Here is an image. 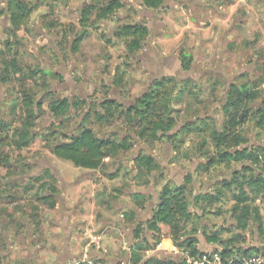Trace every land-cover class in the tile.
Here are the masks:
<instances>
[{
  "label": "rangeland",
  "instance_id": "374dc122",
  "mask_svg": "<svg viewBox=\"0 0 264 264\" xmlns=\"http://www.w3.org/2000/svg\"><path fill=\"white\" fill-rule=\"evenodd\" d=\"M51 1L53 0H40L41 8L18 33V41L11 40L6 19L1 20L0 74L6 63L16 60L24 69H39L50 76L23 83L20 82L21 75H15L9 84L0 86V116L11 125L12 130L21 127L25 117L21 103L22 90H30L37 100L43 98V93L50 91L54 94L53 100H69L73 112L74 107L79 109L68 116L69 121L55 119L48 108V102L44 103L42 117L34 128L37 138L30 148L25 150L16 148V137H12V133L8 132L9 138L1 150L0 259L5 264H95L97 260H104L106 264H131L130 248L135 242L136 231L134 225L140 221V217L137 214L136 220L130 221L127 217L132 209L122 212L123 209L120 208L117 211L115 204L119 203L120 199L125 202L130 194L128 191L148 189L149 186L139 187L134 179L136 174L130 169V163L123 165L120 159L110 161L105 173H86L85 169L76 168L71 162L52 155L44 137L52 131L57 134L73 131L86 115L90 107L89 102L99 103L106 98L116 100L124 107L133 106L134 101L146 92L151 80L161 72L167 73L169 70L180 82L188 80V93L197 86L196 91L200 90V96L203 98H200L201 102L198 103L194 98L184 95L181 100L176 101V130L181 125L188 122L198 123L201 119L212 120V130L217 126L221 127L228 118L229 112L224 110V105L232 83L243 84L251 79L260 84L261 98L251 107H264V0H167V10L159 13L161 20H158L166 22L167 30L165 34L162 33L166 39L162 36L161 40H151L150 43L147 40L143 50L133 57L128 56L124 41L114 40L115 31L119 26L147 23L148 18L155 16L154 11L141 6L140 0H123L124 9L109 20L88 27L90 37L84 41L80 51L76 55H70L69 51L68 58L64 56L62 61L57 57V44L62 41L63 33L70 27L78 29L84 4L92 2L69 0L65 5L55 1L48 3ZM106 1L102 0L103 3ZM232 2L237 5L234 15L242 17L237 19V23L233 22L234 15L227 13V6ZM175 4L178 7L173 9L174 13L170 15ZM4 8L3 0L0 1V10ZM45 15L49 16L43 22ZM226 19L228 22H224ZM52 22L57 23V26L47 28L46 24ZM102 34L109 36L112 43H106L101 38ZM70 37L69 34V50L73 44V38ZM207 37H211L213 43H204L201 46V41ZM4 41L11 42V50L5 47ZM232 44L233 47L230 46ZM181 51L193 59L188 72H183L180 66L178 67L179 63L176 66L173 63V57L179 56ZM161 57L166 59L164 62L168 64L169 70L164 64L161 67L158 65ZM126 64L128 66H124ZM124 73L123 83L117 85V78H121ZM151 73H154V77H151ZM212 90L214 96L209 100L208 95ZM14 104L18 106L16 110H13ZM121 125L109 127L87 122V126L101 136L107 135L109 131L116 133V140L126 137L121 132ZM235 132L247 139L245 147L256 150L264 148V134L256 128L254 121H248ZM56 139L58 140V137ZM56 139L48 143L53 145ZM133 142V150L122 154V157L129 158L137 153L138 141ZM222 149L223 147H218L214 142L210 132L186 138V145L181 147L178 154L174 153V146L168 140L156 144L154 150L160 167L156 175L163 177L159 178L156 187L166 183L170 186L177 184L176 179H171L166 172L168 165L180 167L185 162L189 166L199 159L210 163ZM199 166L196 169L200 168ZM41 168L43 170L39 176L44 175L49 168L54 174L52 183L58 189L54 209H51L50 202L42 200L46 190L40 188V183L31 181L38 177L33 175ZM201 170L205 173H199V178L204 176L207 180L204 189L214 191L212 186L216 181L231 179L233 172L242 170V166L234 164L228 167L217 164L209 170ZM112 173L119 174L114 180H109L106 175ZM44 178L49 183V177ZM80 183L82 185L77 195V184ZM92 184H96L95 188ZM195 191V186L189 188L188 197L191 202ZM252 196L255 197L254 194ZM92 202L95 203L94 209L90 206ZM133 204L136 206V202ZM232 206L233 202L227 195L218 205H205L204 209L207 211L198 212L199 216L194 213L196 207H193V220L188 229L197 228L195 236H198V248L204 254L211 255V258L221 247L204 241L202 233L209 228H230L232 232L222 233V239L226 240L239 234L245 239L241 246L256 247L255 249L263 251L264 236L260 233L255 235L254 224H249L247 231L234 230L235 226L237 228V222L230 212ZM257 206L261 208L264 217L262 196L257 201ZM213 211L216 213L210 214ZM149 216L146 215L143 220L147 221ZM107 217L116 221L114 229L103 226V220ZM27 224L30 225L29 229ZM144 236L151 239L149 233ZM161 245L164 246L161 248ZM165 247L172 249L162 243L145 252L143 257H155L164 264L201 262L195 263L189 252L178 248L172 251ZM211 258H208L209 261H212Z\"/></svg>",
  "mask_w": 264,
  "mask_h": 264
},
{
  "label": "trees",
  "instance_id": "16d2710c",
  "mask_svg": "<svg viewBox=\"0 0 264 264\" xmlns=\"http://www.w3.org/2000/svg\"><path fill=\"white\" fill-rule=\"evenodd\" d=\"M0 1L3 2V0ZM53 1H59L66 5L69 0ZM140 1L145 8L150 10H159L165 2V0ZM6 2L4 0L5 8L0 10V29L1 20L7 18L6 24H8L7 28L11 40L18 41V33L27 26L33 14L41 8L42 4L40 0H7ZM91 2V4L84 5L82 8L78 29L70 27L68 31L63 33L62 41L57 44L56 48L59 52L57 57L61 61L64 56L68 58L69 51L70 55H76L80 51L84 41L90 37L88 27L109 20L125 7L122 0H107L105 3L102 0H91ZM48 16H43V22ZM55 26H57L55 22L46 24L49 29ZM69 34L73 38L70 50L67 45ZM148 36V28L143 24L124 25L117 28L114 40L124 41L128 56L133 57L142 51ZM101 38L108 44L112 43L109 36L102 34ZM4 45L9 50L13 47L9 41H4ZM181 62L183 70L188 71L191 68L193 59L183 52ZM15 75H21L20 82L23 83L50 76L47 72L39 69H24L20 67L16 60H13L6 63L3 68L0 74V86L9 84L11 78ZM124 76L125 73L121 74V78H117V85L120 82L123 83ZM262 84H264V80ZM188 85V81L179 82L171 76L153 80L149 84V90L137 98L133 106L124 107L116 100L104 98L99 103H93L89 107L86 115L73 131L58 134L56 131H52L44 137L47 147L56 158L71 162L76 168L99 170L105 173L110 161H117L122 154L133 150V141L135 140L146 145L151 151H154L156 144L168 140L174 146V153L178 154L181 147L186 145V138L194 134L210 132L217 146L223 147V149L217 152V156L211 159V162L207 165L200 164V168L197 170H209L217 164L228 167L234 164L242 166V170L233 172L231 179L224 180L216 185L212 194L195 196L192 202L188 197L189 188H191L193 182L192 175L186 177L184 185H164L159 193L153 218L147 224L136 225L134 229L136 230L135 242L130 248L131 264H164L155 257L145 259L143 254L152 250V248H156L165 238L171 239L176 248L189 252L190 257L195 262L202 261L204 257L211 258V255L202 253L198 248L199 240L195 236L198 232L197 228L188 229L193 220L190 208L196 207L206 212L205 205L211 207L218 205L227 195L230 196L233 202L230 212L236 219L237 229L242 232L247 231L250 222H252L258 227V233L264 236V217L261 208L257 206V201L261 196L264 198V148L256 150L255 148L245 147L247 139L235 132L248 121H254L256 128L264 134V107H251L261 98L260 84L248 79L246 83H232L229 86L227 102L224 105V110L229 114L227 121L225 120L221 127L217 126L215 130H212L210 127L214 122L210 119H201L198 123L188 122L181 125L176 130L178 126L176 101L181 100L184 95L194 98L198 103L203 99L199 93L201 91H196L197 86L188 93L189 91L186 90ZM20 92H22V111L25 114L21 127L15 131L12 130L11 125H8L4 117L0 116V166L1 150L9 138L8 132L12 133V137H16L14 143L18 150L28 149L34 143L37 138L34 128L37 121L42 117V110L46 102H48V108L55 119H67L69 121L68 116L76 113L79 109L74 107L75 112H73L69 100H53L54 94L50 91L43 93L44 96L40 100H37L30 90ZM212 96H214L213 90L208 95V99L210 100ZM12 107L13 110H16L18 106L14 104ZM88 121L91 124L109 127L122 124L121 132L126 137L116 140V133L101 136L87 126ZM52 139H56V143L53 145L48 143ZM107 159L110 161L106 162ZM135 163L136 175L134 179L139 187L158 185L159 178L163 177L156 175L160 167L152 155L142 153L136 158ZM118 174H108L106 176L109 180H114ZM52 176V172L46 170L44 175L35 177L31 181L40 183V188L46 190L42 200L47 203L50 202L51 209H54L58 189L52 183ZM44 177H49V183ZM45 181L46 183H44ZM134 199L136 202L135 207L142 209L146 202L150 200V197L138 193L134 195ZM136 217H138L137 213L132 209L127 218L134 222ZM145 226L147 229H145ZM145 230L152 233L153 243L144 236L146 234ZM230 232H232L230 228H221L213 234L203 233L204 240L208 244L221 247L215 253L219 255L221 264H245L244 260L254 255H264V247L261 251V249L241 246L240 244L245 239L239 234L226 240L222 239V233ZM0 264L5 263L0 259ZM95 264H106V261L97 260ZM184 264L186 263L184 262Z\"/></svg>",
  "mask_w": 264,
  "mask_h": 264
},
{
  "label": "crops",
  "instance_id": "0c3cea01",
  "mask_svg": "<svg viewBox=\"0 0 264 264\" xmlns=\"http://www.w3.org/2000/svg\"><path fill=\"white\" fill-rule=\"evenodd\" d=\"M166 1L167 0H165V2H164V4H163V6H162V8H160L159 10H150V9H148V10H150V11H154V13H153V16H155L154 18H148L147 20V23H144V22H142V23H139V24H143L144 26H146L147 28H148V31H149V36L147 37V39H146V41L148 40V43H150L151 42V40H161L162 38V36L165 38V35H162V33H164L165 34V31L167 30V25H166V22L164 21L163 23L160 21H158V20H161V17L159 16V13L161 12V11H166L167 9V7H166ZM56 2H59V1H56ZM122 2H123V0H122ZM141 2V1H140ZM124 3V2H123ZM85 5V4H84ZM125 5V4H124ZM141 6L142 7H144L143 5H142V3H141ZM177 5L175 4L172 8H171V12H170V15H172L174 12V10L173 9H177ZM237 8V5H236V3H233L232 2V4H230L229 6H227V9H228V14L229 15H234L235 14V12H236V9ZM144 9H146L147 10V8H145L144 7ZM179 9V8H178ZM156 14V15H155ZM240 18H242L241 17V15H234V19H233V22L235 23H237V21L240 19ZM238 19V20H237ZM228 22V19H226V20H224V22ZM238 25V24H237ZM7 26H8V24H7ZM6 26V27H7ZM5 27V26H4ZM203 32H204V30H202ZM204 33H206V32H204ZM161 34V35H160ZM207 36H208V31H207ZM166 39V38H165ZM145 41V42H146ZM204 43H206V44H211V43H213V41H212V38L211 37H207V38H205V39H203L202 41H201V46L204 44ZM230 46H234L233 44L232 45H230ZM143 50V49H142ZM59 53V52H58ZM183 53V51H181L180 52V55L179 56H175V57H173V59H175L174 60V64H175V66L176 65H178V63H179V65H178V67L180 66V68H181V70L183 71V72H188V71H185V70H183V67H182V62H181V54ZM164 58H162L161 57V59H160V61H159V64L158 65H160V67H161V65L163 66V64L164 65H166V66H164V67H166L167 68V70H169V68H168V64H165L166 62H164L166 59H164ZM151 60V59H150ZM151 77H154V73H151ZM167 76H171V77H174L175 79H177L176 78V76L171 72V70H169L167 73H160L159 74V76H157L156 77V79H160V78H162V77H167ZM154 79V78H153ZM102 81V80H101ZM152 81V80H151ZM177 81H179L178 79H177ZM186 81H188V80H186ZM180 82V81H179ZM102 84V83H101ZM145 93V92H144ZM93 104V101L92 102H89L88 103V105L89 106H91ZM180 127V126H179ZM110 133H112L113 134V132L112 131H109V133H107V135H109ZM107 135H103V136H107ZM138 144H139V150L137 151V153L134 155V156H131V157H129V158H124V157H119L118 159H120V161H121V164H123V165H125L126 163H130L129 164V166H130V169H133L134 170V174H136V163H135V160H136V158L137 157H139L142 153H145V154H149V155H152L154 158H155V160L157 161V156H156V152H155V150L154 151H151L146 145H144V144H142L141 142H138ZM167 145H168V143H166ZM53 155V154H52ZM110 160L109 159H107L106 160V162H109ZM199 162V163H198ZM200 164H202V165H207L208 163H206V162H204L203 161V159H199V160H197V161H194L193 163H190V165L189 166H187L186 165V163L184 162V164H183V166H175V165H172V164H170V165H168V167L166 168L167 169V173H169V176H170V178L171 179H176V181H177V184H175V186H181V185H184V183H185V179H186V177H188L189 175H192L193 176V182H192V186H195L196 187V191H195V193H194V195H193V197H195V196H199V195H206V194H212V192L213 191H207L206 189H204V185H205V183H206V178L203 176V177H200L199 178V173H201V175H204L203 173H205V172H201L202 170H197L196 169V167L197 166H199ZM43 170V168H41L40 169V171H37V173L36 174H34L33 176H39V174L41 173V171ZM47 170H49V171H51V168H49V169H47ZM86 171V173H92V172H95V171H99V170H85ZM196 171V172H195ZM193 173H195V174H193ZM207 173V172H206ZM53 174V173H52ZM112 174H115V173H112ZM54 175V174H53ZM32 176V177H33ZM32 177H29V178H32ZM201 180V181H200ZM224 180H228V179H224ZM224 180H222V181H224ZM222 181H220V179L218 180V181H216L214 184H213V186L212 187H214L215 188V186L216 185H218L220 182H222ZM167 184V183H166ZM165 184V185H166ZM81 185H82V183H80V184H77V191H78V193H76L77 195L79 194V192H80V187H81ZM92 186H93V188H95V186H96V184H92ZM163 186L164 185H162V186H154V185H150L149 187H148V189H144V188H142V189H139V190H134V191H128V192H130V194L128 195V198L126 199V201L125 202H122V201H120L119 200V203H117V204H115V208L117 209V211H119V209L120 208H122L123 210H122V212L123 211H125L126 209H133V210H135V212L138 214V216L140 217V221L139 222H137V224H135L134 225V228L136 227V225H138V224H147L152 218H153V211H154V209L156 208V206H157V204H158V196H159V193L161 192V189L163 188ZM173 186V185H172ZM202 189H204V190H202ZM200 190H202V191H200ZM143 194V195H145V196H148V197H150V200H148L147 202H146V206L145 207H143V208H145V209H141V208H136L135 206H134V204H133V202H135V199H134V195H136V194ZM116 195H118V194H116ZM56 199H57V197H56ZM193 201V200H192ZM90 206H91V208H95V203L94 202H92L91 204H90ZM198 212H203V211H201V210H199L198 208H196V212H194V213H196L197 214V216H199L198 215ZM262 212V211H261ZM190 213H192L193 214V207H191L190 208ZM216 212H212V213H210V214H215ZM219 214H220V212H219ZM146 215H150L149 217V219L146 221V220H143L144 218H146ZM122 216V215H121ZM123 218V217H122ZM125 221V220H124ZM141 221H144L143 223H141ZM194 222V221H193ZM115 223H116V221H111V219L110 218H106V219H104L103 220V226H106L107 228H112V229H114L113 227L115 226ZM250 224H253L252 222H250ZM233 226V225H232ZM29 227H30V225H28L27 224V229H29ZM254 227H255V235L257 236L258 235V227L256 226V225H254ZM221 228V227H220ZM219 228V229H220ZM249 228V227H248ZM145 229H147V227L145 226ZM219 229H211V228H209L205 233H207V234H213V233H216V232H218L219 231ZM234 230H236V231H238V229L236 228V226H235V228H234ZM248 230V229H247ZM146 232V234H148L149 232L147 231V230H145ZM149 234H152V233H149ZM152 236V235H151ZM202 237H203V239H204V236H203V233H202ZM196 238L198 239V236H196ZM149 239V238H148ZM30 240H31V238H30ZM149 241L151 242V239H149ZM205 241V240H204ZM30 243H32V240L30 241ZM162 243L163 244H165L166 246H171V248L172 249H170V248H166V249H169V250H176V247L174 246L173 247V242H172V240L171 239H169V238H165V239H163L162 240ZM161 243V244H162ZM207 243V242H206ZM162 246H164V245H161V248H162ZM246 248H250V247H246ZM253 248H256V247H253ZM203 253V252H202ZM172 255V254H171ZM117 259H115V261H116ZM117 263H118V260L116 261Z\"/></svg>",
  "mask_w": 264,
  "mask_h": 264
},
{
  "label": "built area",
  "instance_id": "2783aa9c",
  "mask_svg": "<svg viewBox=\"0 0 264 264\" xmlns=\"http://www.w3.org/2000/svg\"><path fill=\"white\" fill-rule=\"evenodd\" d=\"M214 263V264H221V260L218 254L213 255L212 261H209L208 257H204L203 260L200 262V264H209V263ZM197 263V262H195ZM245 264H264V255L259 254V255H254L249 259L244 260Z\"/></svg>",
  "mask_w": 264,
  "mask_h": 264
},
{
  "label": "water",
  "instance_id": "95a60500",
  "mask_svg": "<svg viewBox=\"0 0 264 264\" xmlns=\"http://www.w3.org/2000/svg\"><path fill=\"white\" fill-rule=\"evenodd\" d=\"M6 1H7V0H5V2H6ZM6 4H7V2H6ZM5 23H7V18H6V21H5ZM148 90H149V86H148V88H147L146 92H147ZM141 95H142V94H141ZM141 95H140V96H141ZM140 96H139V97H140ZM139 97H138V98H139Z\"/></svg>",
  "mask_w": 264,
  "mask_h": 264
},
{
  "label": "flooded vegetation",
  "instance_id": "af4514ba",
  "mask_svg": "<svg viewBox=\"0 0 264 264\" xmlns=\"http://www.w3.org/2000/svg\"><path fill=\"white\" fill-rule=\"evenodd\" d=\"M153 80H156V78L152 79V81H153ZM152 81H151V82H152ZM142 94H144V93H142ZM133 104H134V103H133Z\"/></svg>",
  "mask_w": 264,
  "mask_h": 264
}]
</instances>
